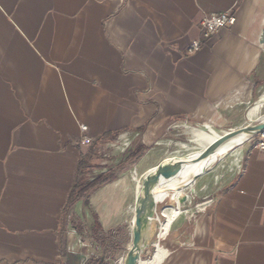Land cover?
<instances>
[{
    "label": "crops",
    "instance_id": "0c3cea01",
    "mask_svg": "<svg viewBox=\"0 0 264 264\" xmlns=\"http://www.w3.org/2000/svg\"><path fill=\"white\" fill-rule=\"evenodd\" d=\"M227 9L234 23L186 53ZM262 84L264 0H0V264H84L118 235L127 249L164 135ZM193 180L158 264H264V151L246 141Z\"/></svg>",
    "mask_w": 264,
    "mask_h": 264
},
{
    "label": "water",
    "instance_id": "95a60500",
    "mask_svg": "<svg viewBox=\"0 0 264 264\" xmlns=\"http://www.w3.org/2000/svg\"><path fill=\"white\" fill-rule=\"evenodd\" d=\"M264 129V120H258L255 123H249L247 125L231 129L226 131L210 141L199 153L190 156H178V157H168L164 158L157 165H155L152 170L144 173L140 180V187L136 193L134 206H133V218L131 221V231L132 237L131 241L127 246L126 253L123 257L122 264H138V259L141 258L144 253L154 246V241L157 239V233L160 224L159 214L157 212V207L161 206L160 215L164 219L162 213V207L166 204L170 207L181 206L187 198L185 193H182L181 197L176 200L175 198H170L169 200H153L154 192H169L173 190H180L185 188L189 181H184L176 186H162L160 184V179L166 173V165L170 162H177L180 164L186 162H196L203 161L206 163L201 171H204L209 157L215 153L216 148L225 140L238 133H246L248 136L255 135L259 131ZM198 175L195 173L194 176ZM150 207L153 209L150 210Z\"/></svg>",
    "mask_w": 264,
    "mask_h": 264
},
{
    "label": "rangeland",
    "instance_id": "374dc122",
    "mask_svg": "<svg viewBox=\"0 0 264 264\" xmlns=\"http://www.w3.org/2000/svg\"><path fill=\"white\" fill-rule=\"evenodd\" d=\"M264 91V84L256 86L250 94L244 99V101L238 102H228L220 109V116L215 123L206 122H196V123H181L171 128L163 137V140L158 145V156L164 158L168 157H178L187 156L189 154L201 151L206 145H203L200 140L194 135V130L197 128H203L205 131L208 127H214L217 131L224 133L231 129H235L249 123H255L258 120L256 118H250L248 116L249 109L257 102L259 96ZM264 114V102L262 103L261 109L259 111L258 117ZM206 126V127H205ZM246 140L244 141V143ZM223 167V166H221ZM220 167V168H221ZM219 170V169H218ZM131 170L129 171V174ZM137 177V175H136ZM142 176L139 177V181ZM136 180L133 181V187L135 186ZM134 194V191H133ZM181 207V206H180ZM182 209V208H181ZM161 206L157 207V212L159 218L162 222L164 219L160 215ZM120 240H106L91 242L94 252H103L104 256H96L94 254H89L86 262L84 264H122L123 257L122 254L125 252L127 239L124 236L118 235ZM159 242V240H158ZM103 249V250H101ZM154 247H151L144 255L141 257L143 259L149 258L153 252ZM126 253V252H125ZM125 255V254H124ZM122 256V257H121ZM121 257V258H120ZM98 260V261H97ZM101 261V262H100ZM81 262L82 259H81ZM98 262V263H97ZM83 264V263H82Z\"/></svg>",
    "mask_w": 264,
    "mask_h": 264
},
{
    "label": "bare ground",
    "instance_id": "6f19581e",
    "mask_svg": "<svg viewBox=\"0 0 264 264\" xmlns=\"http://www.w3.org/2000/svg\"><path fill=\"white\" fill-rule=\"evenodd\" d=\"M263 102H264V91L259 96L257 102L249 109L248 116L250 118H256L257 120H264V114L258 117ZM194 135L198 140H200V142L203 145H207L210 141L221 135V132L217 131L214 127L209 126L208 130L206 131L203 128L195 129ZM247 138L248 135L243 132L231 136L216 148L215 153L209 157L207 162L211 163L213 161H216L218 158H220L228 151H232L235 149L240 150L242 148V145L244 144V141ZM199 152H195L189 155L193 156ZM205 164L206 163H204L203 161L186 162L183 164L177 162H170L166 165L167 167L166 173L160 179V184L162 186H176L184 181H188L189 179H191L187 185L190 186L194 182L193 175H195V173L201 175L204 172L201 171V169L204 167ZM152 168L153 167L149 168L145 173L152 170ZM139 187H140V181L137 180L136 193ZM184 189L185 188H182L180 190H173L169 192L156 191L154 192L152 201L154 200L156 202L157 200H166V199L169 200L170 198H175L176 200H178L181 197V195H183L182 193H184L183 192ZM151 209L153 208L150 207V210ZM181 212L182 210L180 206L177 208V207H170L165 204L162 207L164 220L159 224L157 239L154 241L155 247L153 249V252L149 258L146 259L139 258L137 262L138 264H158V262L165 254V248L158 242L159 240L158 238L163 237L170 230L172 223L178 218Z\"/></svg>",
    "mask_w": 264,
    "mask_h": 264
},
{
    "label": "built area",
    "instance_id": "2783aa9c",
    "mask_svg": "<svg viewBox=\"0 0 264 264\" xmlns=\"http://www.w3.org/2000/svg\"><path fill=\"white\" fill-rule=\"evenodd\" d=\"M235 21V15L231 9L224 11H212L202 16L199 21L200 37L189 43L186 47V53L191 54L196 52L203 44V41L216 34L220 29L230 27ZM82 130L87 129V125H80ZM81 141L85 144L91 142V138L83 136ZM246 141H249L251 145L257 149L264 151V129L256 133L255 135L248 136ZM131 142L128 138L118 137L116 147L121 151H126L130 148ZM101 153V151H97Z\"/></svg>",
    "mask_w": 264,
    "mask_h": 264
},
{
    "label": "trees",
    "instance_id": "16d2710c",
    "mask_svg": "<svg viewBox=\"0 0 264 264\" xmlns=\"http://www.w3.org/2000/svg\"><path fill=\"white\" fill-rule=\"evenodd\" d=\"M111 181V178H100L99 180H95V181H92L91 183L90 182H85V186H83L81 189L85 188L86 190H89V188H95V187H98V186H101L107 182ZM80 189V190H81ZM87 192V191H86ZM77 197H75L76 199Z\"/></svg>",
    "mask_w": 264,
    "mask_h": 264
}]
</instances>
